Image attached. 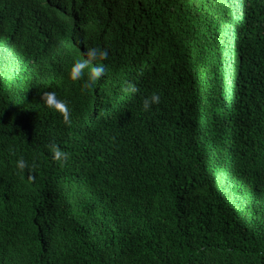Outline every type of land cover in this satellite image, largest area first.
<instances>
[{
  "label": "trees",
  "instance_id": "trees-1",
  "mask_svg": "<svg viewBox=\"0 0 264 264\" xmlns=\"http://www.w3.org/2000/svg\"><path fill=\"white\" fill-rule=\"evenodd\" d=\"M0 264H264V0H0Z\"/></svg>",
  "mask_w": 264,
  "mask_h": 264
},
{
  "label": "clouds",
  "instance_id": "clouds-1",
  "mask_svg": "<svg viewBox=\"0 0 264 264\" xmlns=\"http://www.w3.org/2000/svg\"><path fill=\"white\" fill-rule=\"evenodd\" d=\"M96 48L87 49L85 53L87 58L77 59L76 62L73 64L69 74L71 80H79L85 75L84 69L88 68L89 71L87 73V79L84 81L85 89L93 86L97 82L103 70V65L97 63L95 66H93L92 64L93 60H98L101 57L100 54L96 51ZM125 91L129 93H135L137 89L135 86L129 84L125 88ZM42 101L44 105H46L48 108L58 113H61L66 123L70 124L72 122L71 114L68 108V102L65 99L59 98L56 92L51 91L44 93L42 96ZM142 103L144 110H150L153 105H157L160 103V96L157 93H152L151 95L146 96L143 99ZM51 152L53 153V158L57 162H63L68 157V154L56 145L51 146ZM26 165L27 162L23 158L17 161V167L19 169H24Z\"/></svg>",
  "mask_w": 264,
  "mask_h": 264
}]
</instances>
